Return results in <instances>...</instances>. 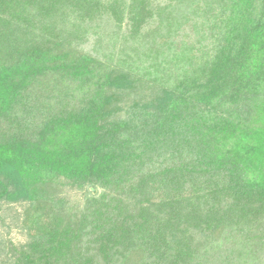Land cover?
Instances as JSON below:
<instances>
[{"label": "trees", "instance_id": "16d2710c", "mask_svg": "<svg viewBox=\"0 0 264 264\" xmlns=\"http://www.w3.org/2000/svg\"><path fill=\"white\" fill-rule=\"evenodd\" d=\"M0 126L14 264L262 263L264 0H0Z\"/></svg>", "mask_w": 264, "mask_h": 264}, {"label": "rangeland", "instance_id": "374dc122", "mask_svg": "<svg viewBox=\"0 0 264 264\" xmlns=\"http://www.w3.org/2000/svg\"><path fill=\"white\" fill-rule=\"evenodd\" d=\"M159 4H164L168 0H157ZM192 24L185 26L180 32V36L176 37V41L184 40L192 43L197 36L193 33ZM96 42V37L91 36L89 41L83 44L84 52H90L94 56H97L96 47L93 45ZM33 95V90H31ZM124 95L120 94L117 99L122 101ZM134 98L132 96L126 97V101L130 102ZM40 101V100H39ZM132 111V110H129ZM124 113H121L123 115ZM1 127V126H0ZM49 193L50 191L47 190ZM91 188H82L78 183H68L60 192L54 193L59 198L67 199L66 205L68 208L66 211H83L87 204L88 198H93V194H90ZM102 189H97L96 194L101 193ZM93 193V192H92ZM28 203H2L0 210V264H14L19 256V252L32 242L35 234L32 230L31 221L32 215L26 214ZM47 221V220H46ZM262 263L264 264V251H262Z\"/></svg>", "mask_w": 264, "mask_h": 264}]
</instances>
